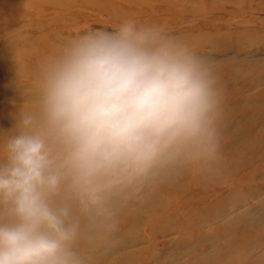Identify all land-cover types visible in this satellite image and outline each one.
Segmentation results:
<instances>
[{
	"label": "clouds",
	"instance_id": "9594fccd",
	"mask_svg": "<svg viewBox=\"0 0 264 264\" xmlns=\"http://www.w3.org/2000/svg\"><path fill=\"white\" fill-rule=\"evenodd\" d=\"M65 38L30 66L0 134V264H91L119 217L221 159L215 61L155 23Z\"/></svg>",
	"mask_w": 264,
	"mask_h": 264
},
{
	"label": "rangeland",
	"instance_id": "374dc122",
	"mask_svg": "<svg viewBox=\"0 0 264 264\" xmlns=\"http://www.w3.org/2000/svg\"><path fill=\"white\" fill-rule=\"evenodd\" d=\"M125 19L159 24L215 61L221 159L131 204L91 264H264V0H0V134L24 100L22 67Z\"/></svg>",
	"mask_w": 264,
	"mask_h": 264
}]
</instances>
